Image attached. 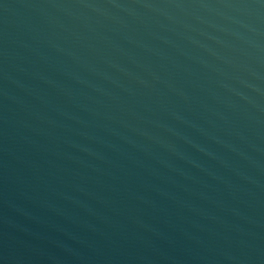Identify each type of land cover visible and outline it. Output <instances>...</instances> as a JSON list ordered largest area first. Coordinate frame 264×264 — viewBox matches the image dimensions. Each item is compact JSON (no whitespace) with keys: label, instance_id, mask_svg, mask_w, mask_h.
Wrapping results in <instances>:
<instances>
[{"label":"water","instance_id":"95a60500","mask_svg":"<svg viewBox=\"0 0 264 264\" xmlns=\"http://www.w3.org/2000/svg\"><path fill=\"white\" fill-rule=\"evenodd\" d=\"M0 264H264V0H0Z\"/></svg>","mask_w":264,"mask_h":264}]
</instances>
